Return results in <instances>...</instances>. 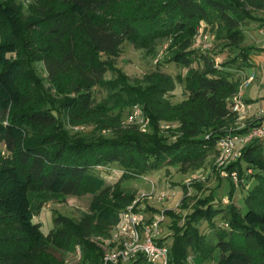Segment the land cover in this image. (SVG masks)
I'll return each instance as SVG.
<instances>
[{
  "label": "trees",
  "instance_id": "16d2710c",
  "mask_svg": "<svg viewBox=\"0 0 264 264\" xmlns=\"http://www.w3.org/2000/svg\"><path fill=\"white\" fill-rule=\"evenodd\" d=\"M35 7V19L27 25L35 33L29 57L43 62L59 97L43 91L33 97L23 84V78L32 74L25 72L26 60L16 57L24 30L16 7L0 4L1 20L10 29L0 40V142L8 152L0 151V264H52L43 251L57 242L71 248L79 244L89 264H114L90 241L95 227L88 217L78 223L58 214L55 227L44 234L35 222L34 197L47 192L90 194L91 209L107 230L120 223L137 198L136 190L122 187L125 180L176 165L198 166L211 150L217 155L219 139L238 117L232 102L241 85L234 70L249 66L252 46L241 47L243 19L264 9V0H40ZM202 20L226 28L227 39L240 48L239 53L223 63L205 53L198 55L194 43ZM159 38L171 39L168 62L190 67L189 72L176 78L159 67L130 82L116 63L123 43L129 40L150 54ZM109 72L115 77H107ZM178 81L184 82L187 98L174 102L169 95ZM97 87L107 92L100 101ZM135 106L149 120L146 131L129 122ZM163 122L176 126L164 129ZM84 124H91L96 132L108 129L111 135L88 137L68 128L80 131L78 125ZM114 167L123 173L111 184L101 172L108 174ZM224 169L233 188L230 203L222 205L210 192L199 197L185 217L177 210L162 211L172 217L175 244L170 247V264H191V250L205 259L219 250L218 264H264V139L251 140ZM249 184L253 187L248 188L247 211L242 214L232 201L234 191ZM187 202L184 185L180 209H187ZM223 213L229 227L216 226ZM204 221L217 228L213 246L201 233ZM74 231L79 232L78 240L70 243ZM142 263L150 264L143 255L133 261Z\"/></svg>",
  "mask_w": 264,
  "mask_h": 264
},
{
  "label": "rangeland",
  "instance_id": "374dc122",
  "mask_svg": "<svg viewBox=\"0 0 264 264\" xmlns=\"http://www.w3.org/2000/svg\"><path fill=\"white\" fill-rule=\"evenodd\" d=\"M39 2L40 0H0L1 5L16 7L18 21L24 30V43L20 44V54H16V57L26 60L25 72H31L32 74H27V78H23V84L25 87H30L33 97L38 95L40 91H43L52 97H59L57 95V88L47 80V72L43 62L34 60V57L33 59H30L29 57V54L33 52L31 49V39L35 37V33L31 32V30L27 28V25L35 19L37 11L35 6ZM243 21L242 29L245 35V42L241 47L252 46V48L248 60L249 66L242 71L234 70V78L240 81L239 83L241 86L244 84L242 89L245 96L253 98L256 102V106H258L261 103H264V99H261V97L264 98V70H257L258 68H254L253 66L256 61L262 67L264 65V60L260 59V57L264 55V9H256L252 11L251 17L244 18ZM0 31V40L2 39L3 34V36H5L10 32L8 25L1 20V17ZM29 32L31 33L29 34ZM227 38L228 32L226 28H223L218 22L212 24L208 21L202 20L199 25V34L195 39L194 48H196L198 55L205 53L215 58L217 63L227 62V60L236 56L240 49L232 45ZM170 41V38H159L156 43L155 51L148 54L147 50L138 49L131 41L126 40L122 45V53L116 60L117 66L121 67L126 72L130 82H133L135 79H141L144 74L159 67L162 71L169 73L176 78L178 75L185 78L190 67L180 66L174 62H168L167 60L170 58L171 54L169 51ZM199 65L200 63L196 62L193 67L197 68ZM247 69L249 74L247 73ZM251 75H254V80L246 85L245 82ZM107 77L114 78L115 75L109 72ZM95 95L96 100L100 101L106 97L107 92L101 87H97ZM169 97L174 102L182 101L187 98L184 82L178 81L176 89L170 93ZM130 110L131 109L125 111L123 122H126ZM253 117L244 120L237 117L232 127L227 129V134L231 133L233 135H238L239 138H244L249 131L260 126L255 122L258 121V119L253 120ZM129 122L132 121L129 119ZM162 125L164 129H168L170 126L174 129L176 126L175 122H163ZM78 126H80V131L76 128L74 129L75 126H68V128H70L73 133L82 131L83 134L88 137L94 135L99 136L102 134L106 136L111 135V132L108 129L96 132L91 124ZM247 126H250L249 130L239 132ZM244 146L245 145L239 141V149H243ZM0 151L3 153L7 152L6 146L3 142H0ZM101 173L106 177L107 182L112 184L120 179L123 170L114 167L108 174L104 171ZM229 178L231 177L228 175V172L218 165L215 151L211 150L206 160L198 166L184 168L181 165H176L162 168L138 176L134 179H127L122 183V187L125 189L136 190L137 197L142 195L141 197L143 199L141 204L144 207L147 217L150 219L162 218V211L164 210H177L183 215V217H185L192 211V208L196 205L199 197L205 196L210 192H213L217 199L222 201V205L230 203L229 195L233 188ZM196 184H200L201 188H197L195 186ZM184 185H186L188 189V207L187 209H180L178 205L184 196ZM249 187L252 188L253 184H249L248 187L238 186L234 191L235 194L232 201H234V204L239 208L242 214L247 211L245 198ZM91 200L92 195L90 194L78 196H55L47 192L41 196L37 195L34 197L35 207L37 208L35 222L41 224L43 233L47 235L51 229L55 227L54 218L58 214L69 216L78 223H82L84 218L88 217L89 221H91L92 225L95 227L94 233L90 236V241L106 253H112L113 251L116 252L115 244L106 245L105 242L107 239H110L112 233L116 231V229L108 228L105 230L103 226L104 223L91 209ZM146 207H149V209H146ZM223 215L225 216L226 213H223L216 218L215 223L217 227H221L223 224L224 226H227ZM184 221L185 219H182L181 223H184ZM171 222L172 217L167 215L162 223L160 233L161 238L169 237L167 239L169 248L175 244L172 236ZM200 229L201 233L207 236L208 243L212 246L215 245L218 240L216 235L217 228L211 226L208 221H204L200 224ZM108 232H110L109 235ZM78 233L79 232L74 231L70 243H74V240H78ZM62 244L65 243L57 242L49 244L46 250L43 251V256L49 257L52 264L90 263L89 259L85 261L83 253L79 248V244L72 248ZM71 246L74 245L71 244ZM219 259V250H215L209 259H205L203 255L197 253L195 250H191L189 255V261L191 264H218ZM119 264H133V261L121 262Z\"/></svg>",
  "mask_w": 264,
  "mask_h": 264
},
{
  "label": "built area",
  "instance_id": "2783aa9c",
  "mask_svg": "<svg viewBox=\"0 0 264 264\" xmlns=\"http://www.w3.org/2000/svg\"><path fill=\"white\" fill-rule=\"evenodd\" d=\"M254 80V75L247 78L245 84L248 85ZM244 85V84H243ZM242 85V86H243ZM233 96L232 110L238 115V118L244 120L248 118V114L253 110V103L247 101L243 97V89ZM264 117V108L258 110V118ZM132 122H137L141 125V129L146 131L149 120L144 116L143 109L140 106H135L129 116ZM259 138L264 139V125L253 128L244 138H239L238 135L226 134L218 141L217 163L225 168L231 162L237 160L241 156L239 149V141L246 145L251 140ZM232 176L237 181V173L233 172ZM142 196V195H141ZM137 197L136 200L127 207L122 215L119 224L114 228L116 231L112 233L110 239H107L106 245H116V252L106 253V261H112L114 264L121 262L134 261L140 255L150 264H170L169 254L170 248L167 242L160 243L161 233L160 222L162 218L151 220L147 217L144 207L141 204L142 197ZM227 226L229 224L226 222Z\"/></svg>",
  "mask_w": 264,
  "mask_h": 264
},
{
  "label": "crops",
  "instance_id": "0c3cea01",
  "mask_svg": "<svg viewBox=\"0 0 264 264\" xmlns=\"http://www.w3.org/2000/svg\"><path fill=\"white\" fill-rule=\"evenodd\" d=\"M260 59H262V60H264V55H262L261 57H260ZM258 64V62L256 61V63H254V68H258L257 70H261L262 71V69L264 70V65H263V67L262 66H260L259 64ZM252 68V67H251ZM250 69V68H249ZM247 73H248V69H247ZM249 74V73H248ZM243 97L245 98V100H248V101H250L251 103H253V110H252V112L251 113H249L248 114V119L249 118H251V117H253V116H255V117H253L252 119L253 120H256V119H258V120H261L260 118H258V110L260 109V108H264V103H261L260 105H258V106H256V102L253 100V98H251V97H246L245 96V93L243 92ZM261 99H264L263 97H261ZM260 101V100H259Z\"/></svg>",
  "mask_w": 264,
  "mask_h": 264
}]
</instances>
